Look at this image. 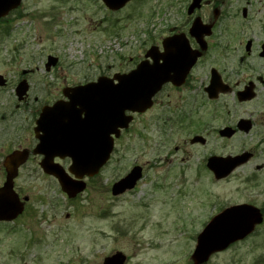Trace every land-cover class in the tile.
<instances>
[{
	"label": "rangeland",
	"instance_id": "1",
	"mask_svg": "<svg viewBox=\"0 0 264 264\" xmlns=\"http://www.w3.org/2000/svg\"><path fill=\"white\" fill-rule=\"evenodd\" d=\"M188 2L136 0L111 12L98 0H35L31 60L16 64L11 40L0 45V74L11 76L17 66L36 68L31 92L38 101L59 99L64 78L85 84L102 72L125 74L142 60L150 44L144 42L156 38L166 20L183 17ZM47 56L61 62L50 74L44 71ZM153 112L122 133L97 185L79 199L69 201L53 184L45 190L38 168H24L17 184L31 203L16 221L0 224V264H103L116 253L125 264H192L195 236L218 211L247 201L264 204V186L233 180L215 186L193 174L192 165L187 169L184 134L169 135L164 144L155 135L146 143L143 126L153 124ZM135 163L146 167L138 188L112 198L107 181ZM45 196L56 209L41 202ZM259 228L206 264H264V224Z\"/></svg>",
	"mask_w": 264,
	"mask_h": 264
},
{
	"label": "flooded vegetation",
	"instance_id": "2",
	"mask_svg": "<svg viewBox=\"0 0 264 264\" xmlns=\"http://www.w3.org/2000/svg\"><path fill=\"white\" fill-rule=\"evenodd\" d=\"M192 2L193 0H189L183 17L179 15L175 19L166 20L161 24L158 36L144 42L150 43L144 56L150 48H155L156 59L159 65H163V55L167 49L173 48L174 53H182L186 49L191 56L197 54L195 63L181 76L180 70H184L186 64L180 68L184 61H178L175 67L176 80L161 86L149 109L142 114L132 115L128 129L136 120L147 118L157 110L153 112V124L143 126V139L146 143L152 142L157 135L163 139L164 144L165 137L182 133L187 137L184 143L187 142L190 147L186 151L187 169H191L192 165L193 174L199 178L205 176L215 186L225 185L232 180L238 186H264V1L201 0L198 7H194L189 14ZM12 5L16 7L0 19V45L5 48L12 40L10 49L16 55L14 62L20 65L22 58L31 60L28 34L36 16L35 0H12L9 7ZM168 39H173L174 43L168 44ZM60 64L59 58L54 67L47 68L44 64L45 73L50 74ZM32 70L35 72L36 68L30 70L28 66H17L10 70L11 76L8 73L6 76L0 74V188L6 180L8 157L15 154L24 156L25 161L13 181L14 192L23 203L22 215L30 205L31 197L22 193L23 189L17 181L21 171L28 165L38 168L45 190H50L48 186L53 184L62 193L58 181L42 171L44 155L35 152L49 153L48 161L69 174L71 160L62 157V154L67 151L82 152L90 147L96 150L98 147L96 134L99 126L96 130V126L88 124L87 121L83 122L86 120L85 113L79 108H75L76 112L79 111L78 120L75 121L79 123L80 136L77 139L72 138L69 141L62 131H51L52 125L61 122L47 121L44 126L37 124L44 108L51 109L57 104L68 103L62 97L63 90L75 89L84 83L77 80L67 82L64 78L59 86V99L38 101L34 92H31V86L35 85ZM117 74L119 73L102 72L93 82L101 78L113 80ZM58 78L55 75V80ZM153 79L158 77H151ZM72 126L70 123L66 127L71 129ZM117 142L118 139L113 141L110 159L116 153ZM108 164L109 162L92 176L77 173L78 183H84V189L74 198H68L62 193L64 197L74 201L91 185L94 189ZM136 166L141 167L144 176L146 167L135 163L115 181H107V190L112 198H120L138 188L140 181L131 191L125 190L118 195H114L112 191L114 185ZM69 176L71 179L75 178L73 174ZM46 196L41 198V202L56 209L53 201ZM253 202L231 205H247L258 210L262 223L248 237L259 231V227L264 224V204L256 205Z\"/></svg>",
	"mask_w": 264,
	"mask_h": 264
},
{
	"label": "water",
	"instance_id": "3",
	"mask_svg": "<svg viewBox=\"0 0 264 264\" xmlns=\"http://www.w3.org/2000/svg\"><path fill=\"white\" fill-rule=\"evenodd\" d=\"M104 5L111 11H118L131 0H101ZM200 0H194L198 3ZM12 0H0V17L5 15L9 10V4ZM15 6H11L14 8ZM194 4L189 8L191 13ZM171 42V41H170ZM154 49H151L147 57L154 58ZM146 57V58H147ZM196 56L192 57L186 49L179 53H166L164 64L161 65L160 73L156 70L151 71L146 62L140 64L137 69L128 75H117L115 80L99 79L97 83L88 84L76 89L64 90L63 94L67 97L71 105H56L53 109H44L38 120L39 126H44L47 121L61 122L58 125H52L51 131H62L69 139H77L79 123L78 112L74 111L79 107L85 113L83 122L98 127L96 138L98 147L96 150L89 148L87 151H67L65 155L71 158L73 166L71 172L83 173L92 176L107 162L112 151L113 139L111 135L118 138L120 130L126 129L130 117L125 116L126 111L144 112L151 105V97L160 89V85L166 81L174 82L177 78L175 67L177 62L183 60L180 68L186 64L181 71V76L191 68L195 62ZM55 59L49 58L46 67L54 66ZM160 66V67H161ZM152 67H157L154 62ZM158 77V79L149 80V84H144L146 78ZM118 86V87H117ZM69 107V108H68ZM48 110V111H47ZM52 110V111H49ZM67 121L66 123H63ZM73 124L71 129L66 126ZM86 124V123H84ZM87 125V124H86ZM86 130V129H85ZM92 139V136H91ZM76 148V147H74ZM45 153L44 156H48ZM24 162V156L20 154L12 155L6 163V182L0 189V222L12 221L22 213L23 204L19 202L17 195L13 191V180L17 176L18 167ZM43 171L46 174L53 175L57 178L63 191L69 197H73L84 189V184L72 182L63 171L50 164L48 159L42 162ZM224 170V168H222ZM140 169L133 172L120 183L116 184L113 194L117 195L126 189H131L136 181L140 179ZM213 227L208 228L209 224ZM261 223V217L258 211L250 206H237L225 210L223 213L214 217L199 235L196 248L191 259L194 264H203L209 257L217 252L225 250L228 246L236 241L242 240L253 230L256 224ZM124 258L117 255L105 260L104 264H123Z\"/></svg>",
	"mask_w": 264,
	"mask_h": 264
},
{
	"label": "snow or ice",
	"instance_id": "4",
	"mask_svg": "<svg viewBox=\"0 0 264 264\" xmlns=\"http://www.w3.org/2000/svg\"><path fill=\"white\" fill-rule=\"evenodd\" d=\"M117 87H118V86H117ZM211 227H213V224H212V223L208 225V228H211Z\"/></svg>",
	"mask_w": 264,
	"mask_h": 264
}]
</instances>
